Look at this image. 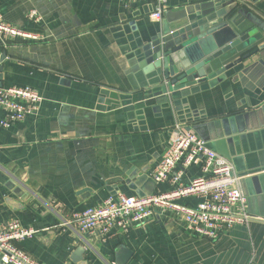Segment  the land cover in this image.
Listing matches in <instances>:
<instances>
[{"label":"crops","instance_id":"0c3cea01","mask_svg":"<svg viewBox=\"0 0 264 264\" xmlns=\"http://www.w3.org/2000/svg\"><path fill=\"white\" fill-rule=\"evenodd\" d=\"M204 1L166 0L158 16L157 0H0L2 19L31 36H0V85L28 86L41 96L36 114L0 129V223L17 219L35 230L21 247L40 263L77 264L72 256L81 246L85 264H115L123 245L132 252L126 264H264V69L243 72L248 59L174 99H145L151 74L141 66L139 41L184 17L195 20L186 10ZM242 1L264 16V0ZM230 115H238L240 140L226 142L221 127H230L228 120L192 130L244 178L246 223L215 240L191 234L169 210L110 237L64 224L108 195L169 191L170 183L154 184L146 174L173 124ZM198 174L199 166H190L180 184ZM8 197L22 207L8 206Z\"/></svg>","mask_w":264,"mask_h":264},{"label":"built area","instance_id":"2783aa9c","mask_svg":"<svg viewBox=\"0 0 264 264\" xmlns=\"http://www.w3.org/2000/svg\"><path fill=\"white\" fill-rule=\"evenodd\" d=\"M154 15L160 16L166 0H157ZM30 18H36L32 11ZM0 36L31 37L2 19ZM41 96L28 86L3 87L0 85V129H7L28 115L36 114ZM199 166V174L185 185L180 179L192 165ZM148 176L155 182H168L172 188L164 193L144 196L117 193L108 195L98 205L87 206L64 224L74 225L80 232L98 231L110 237L130 226L149 220L157 210H169L179 215L185 229L201 238L215 240L222 231L233 225L246 223L247 199L239 181L242 175L235 172L231 161L208 146L207 142L188 126L173 124L166 150L153 164ZM195 196L194 205L177 202L180 196ZM36 235L17 219L0 223V261L3 264H42L25 251L21 244ZM247 264H256L250 259Z\"/></svg>","mask_w":264,"mask_h":264},{"label":"water","instance_id":"95a60500","mask_svg":"<svg viewBox=\"0 0 264 264\" xmlns=\"http://www.w3.org/2000/svg\"><path fill=\"white\" fill-rule=\"evenodd\" d=\"M192 7L186 11L194 12L198 17L195 20L184 17L175 28L164 27L162 33L151 36L147 42L139 41L141 66L151 74L145 86L149 91L145 99H174L248 59L252 64L243 72L264 69V58L260 57L264 49V16L255 8L242 0H208L199 3L196 11ZM165 15L168 20L170 14ZM258 109L264 120V103ZM237 117L230 115L222 121L208 122L194 118L189 120L188 128L199 133L207 126L218 128L228 120L230 127H221L222 133L228 136L226 142L237 141L243 136L238 133L242 127L235 124ZM258 133H261L264 147V131ZM146 177L149 178L147 174ZM243 179H240V185ZM5 202L12 208L22 207L9 197ZM82 254L83 248L77 246L72 260L85 264L81 260ZM131 254L127 247L119 245L114 263L126 264Z\"/></svg>","mask_w":264,"mask_h":264}]
</instances>
